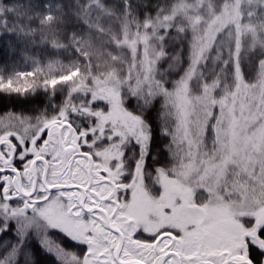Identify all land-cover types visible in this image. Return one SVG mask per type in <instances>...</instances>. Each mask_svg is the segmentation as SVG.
<instances>
[{
    "label": "snow or ice",
    "instance_id": "1",
    "mask_svg": "<svg viewBox=\"0 0 264 264\" xmlns=\"http://www.w3.org/2000/svg\"><path fill=\"white\" fill-rule=\"evenodd\" d=\"M0 264H264V0H0Z\"/></svg>",
    "mask_w": 264,
    "mask_h": 264
},
{
    "label": "trees",
    "instance_id": "2",
    "mask_svg": "<svg viewBox=\"0 0 264 264\" xmlns=\"http://www.w3.org/2000/svg\"><path fill=\"white\" fill-rule=\"evenodd\" d=\"M6 38L5 37H0V62H2L6 58V49L4 46Z\"/></svg>",
    "mask_w": 264,
    "mask_h": 264
}]
</instances>
